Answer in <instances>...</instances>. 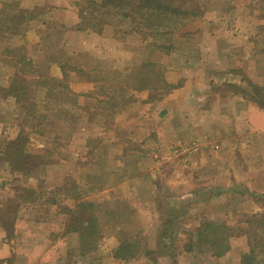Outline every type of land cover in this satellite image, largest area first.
I'll list each match as a JSON object with an SVG mask.
<instances>
[{"label": "rangeland", "instance_id": "374dc122", "mask_svg": "<svg viewBox=\"0 0 264 264\" xmlns=\"http://www.w3.org/2000/svg\"><path fill=\"white\" fill-rule=\"evenodd\" d=\"M89 1L59 15L53 0H0L4 29H16L0 63L30 61L16 92L0 80V264H224L238 235L239 258L225 264H264L262 194L232 182L230 153L223 178L198 163L222 156L206 122L232 98L264 111V0H163L198 15L155 37L92 19ZM120 243L134 255L114 257Z\"/></svg>", "mask_w": 264, "mask_h": 264}, {"label": "crops", "instance_id": "0c3cea01", "mask_svg": "<svg viewBox=\"0 0 264 264\" xmlns=\"http://www.w3.org/2000/svg\"><path fill=\"white\" fill-rule=\"evenodd\" d=\"M79 2L81 0H53L52 3L55 11L61 15L73 9L77 10L76 3ZM58 22L68 28L76 24L77 19L75 16L70 23ZM59 28L61 27L59 26ZM231 101V106L225 112L221 111L220 116L215 118L212 123L210 121L206 122L207 130L209 132L214 131V137L217 140H219L218 138L221 139L218 141L220 144L218 151H221L220 155L222 156L219 159L215 156L212 160L205 155L198 158V163L206 166L214 162L216 171H219L220 176L222 175L223 178L222 172L226 170L223 154L230 153L229 158L226 159L229 160L231 165L230 178H232V182L238 183L239 180L236 179L239 178L241 183H243L242 180L245 181V185L251 194H262V208H256V210H262L264 213V111L250 100L242 97L232 98ZM224 133H229V136H225ZM7 171V167H2L0 178L4 173L7 174ZM243 236L238 235L235 237V241H231L228 252L219 257L220 262L225 264L233 259L234 261L238 260L241 246L235 245L234 242L241 244ZM7 241H10L7 236V229L2 224L0 225V259L7 256L6 248L9 247Z\"/></svg>", "mask_w": 264, "mask_h": 264}, {"label": "trees", "instance_id": "16d2710c", "mask_svg": "<svg viewBox=\"0 0 264 264\" xmlns=\"http://www.w3.org/2000/svg\"><path fill=\"white\" fill-rule=\"evenodd\" d=\"M169 1V0H167ZM89 5L91 7L90 15L93 18H100L103 24H111L113 26H120V23L128 21L130 25V29H148L153 31L152 35L160 36L174 33L181 25L186 22L187 15H198L196 12L182 10L179 7L171 6L170 3L163 0H101L99 3L94 0L89 1ZM13 6V11H14ZM181 7V6H180ZM10 5H5L4 9L0 8V11H3L5 15L8 13L10 9ZM9 14H7L8 16ZM0 16V39H8L7 32L16 33V29H4L6 24L9 22V19ZM16 17L18 15L16 14ZM11 22V20H10ZM139 33H143L142 31H138ZM10 49L3 48L1 53L9 54ZM23 59V57H22ZM21 65L18 70L7 67L6 65L0 63V80H4L7 78L10 80V85L5 84L2 86L4 90L16 92L18 90L17 81L22 78V75H25V70L27 66H30V61L24 59L21 61ZM35 70H32L34 73ZM38 80H34L35 83H40L41 87L46 85L47 81H44V78L38 77ZM249 84V83H248ZM166 87H170L169 85H165ZM250 92L253 94L251 98L255 100V95L258 94L259 88L256 85L249 84ZM22 89V87H21ZM256 101V100H255ZM260 104V103H259ZM38 105L37 99L32 97V102H30V106L27 109L28 115L32 116L31 118L39 119L40 116L38 114V110L36 106ZM43 121H48V118L45 115L41 119V123ZM40 130H37L36 133L40 136L44 134L47 126L42 125ZM56 137V136H55ZM87 204V203H85ZM93 206L92 203H88L87 206ZM94 218L89 219V227H85L87 230V237L92 238V234L96 231L94 226ZM82 229V227H80ZM77 230L78 227H77ZM8 231V230H7ZM8 236V235H7ZM216 248L218 249L217 254H223L228 250V247L224 245L222 240H216L212 242ZM134 246L127 243H120L117 249L114 252V257L118 259H127L131 255H134ZM252 263L251 260H246V264ZM254 264V263H253Z\"/></svg>", "mask_w": 264, "mask_h": 264}]
</instances>
